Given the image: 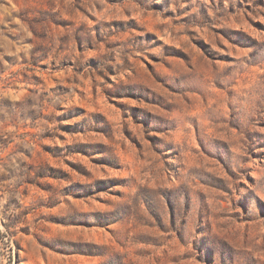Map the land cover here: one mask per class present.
<instances>
[{"label":"rangeland","instance_id":"rangeland-1","mask_svg":"<svg viewBox=\"0 0 264 264\" xmlns=\"http://www.w3.org/2000/svg\"><path fill=\"white\" fill-rule=\"evenodd\" d=\"M0 264H264V0H0Z\"/></svg>","mask_w":264,"mask_h":264}]
</instances>
